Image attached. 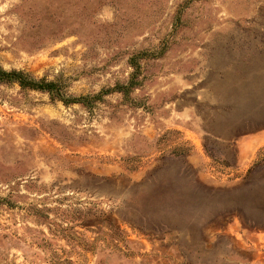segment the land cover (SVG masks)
Wrapping results in <instances>:
<instances>
[{"label":"rangeland","instance_id":"rangeland-1","mask_svg":"<svg viewBox=\"0 0 264 264\" xmlns=\"http://www.w3.org/2000/svg\"><path fill=\"white\" fill-rule=\"evenodd\" d=\"M0 264H264V0H0Z\"/></svg>","mask_w":264,"mask_h":264},{"label":"trees","instance_id":"trees-1","mask_svg":"<svg viewBox=\"0 0 264 264\" xmlns=\"http://www.w3.org/2000/svg\"><path fill=\"white\" fill-rule=\"evenodd\" d=\"M0 82L18 83L22 88L47 91L64 102L69 101L64 98L56 81H50L46 78L38 79L23 70H6L0 66Z\"/></svg>","mask_w":264,"mask_h":264}]
</instances>
